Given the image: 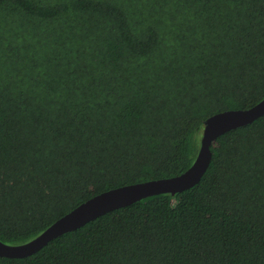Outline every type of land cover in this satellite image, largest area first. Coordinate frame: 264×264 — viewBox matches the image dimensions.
Returning a JSON list of instances; mask_svg holds the SVG:
<instances>
[{
    "label": "trees",
    "instance_id": "16d2710c",
    "mask_svg": "<svg viewBox=\"0 0 264 264\" xmlns=\"http://www.w3.org/2000/svg\"><path fill=\"white\" fill-rule=\"evenodd\" d=\"M264 99V0H0V241L194 162L205 121ZM201 180L0 264H264V116Z\"/></svg>",
    "mask_w": 264,
    "mask_h": 264
},
{
    "label": "water",
    "instance_id": "95a60500",
    "mask_svg": "<svg viewBox=\"0 0 264 264\" xmlns=\"http://www.w3.org/2000/svg\"><path fill=\"white\" fill-rule=\"evenodd\" d=\"M264 116V99L251 108L232 110L209 117L201 132L200 146L192 165L182 174L112 189L94 196L58 219L36 238L21 245L0 241V256L20 259L38 252L51 240L74 231L110 211L126 207L144 198L170 194L172 196L195 186L211 162V145L221 135L248 125Z\"/></svg>",
    "mask_w": 264,
    "mask_h": 264
}]
</instances>
